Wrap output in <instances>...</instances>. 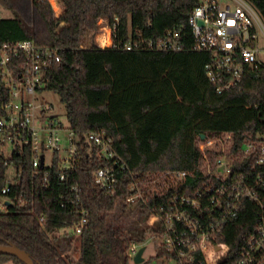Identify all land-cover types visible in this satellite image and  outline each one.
<instances>
[{
  "label": "trees",
  "instance_id": "obj_1",
  "mask_svg": "<svg viewBox=\"0 0 264 264\" xmlns=\"http://www.w3.org/2000/svg\"><path fill=\"white\" fill-rule=\"evenodd\" d=\"M249 1L264 19V0ZM59 2L63 11L56 18L48 0H0V7L12 15L0 16V42L35 40L57 48L61 62L45 75L42 91L60 97L72 129L82 134L105 130L129 171L117 168V186L106 193L95 187L93 175L113 162L101 160L98 149L90 144L81 147L80 167L64 180L57 154L53 166L41 168L36 176L31 148L17 147L12 162L21 173L9 195L19 200L8 213L0 214V245L15 244L29 252L36 264H128L132 243L145 245L146 237L143 228L135 235L126 231L123 220L135 210L140 219L165 207L172 196L193 193L203 185L199 148L203 135L233 133L239 148L246 139L264 134L260 122L264 118V65L245 76L241 89L218 95L205 73L210 55L191 49L189 17L199 0ZM101 20L109 25L118 21L114 47H86ZM173 30L181 31L184 51L143 49L145 40H160ZM129 43L141 48L127 51ZM4 161L0 160V192L7 183ZM251 164L250 159L240 160L235 168L249 172ZM174 171L194 176L171 188L157 181ZM256 172L264 176V166H257ZM131 176L141 182L149 197L147 208L126 203ZM75 186L90 213V224L79 236L78 261L53 244L57 232L72 229L79 219L74 207H62L75 197ZM40 216L46 220L43 226ZM254 222V210L246 212L222 240L237 245ZM167 255L164 249L160 256ZM10 260L23 264L13 256L0 255V264Z\"/></svg>",
  "mask_w": 264,
  "mask_h": 264
},
{
  "label": "built area",
  "instance_id": "obj_2",
  "mask_svg": "<svg viewBox=\"0 0 264 264\" xmlns=\"http://www.w3.org/2000/svg\"><path fill=\"white\" fill-rule=\"evenodd\" d=\"M48 1L56 14V7L59 9L60 16L63 10L59 2ZM117 26L115 21L100 27L105 34L98 40V47H114ZM189 26L193 36L191 49L210 55L205 73L218 95L241 89L245 76L264 65L259 46L264 38V19L251 1L199 0L189 17ZM134 48L141 46L126 45L127 51ZM143 49L176 53L184 51L185 45L181 31L173 30L160 40H145ZM60 62L57 48L41 46L35 40L0 42V160L4 159L8 167L7 183L0 192V214L8 213L19 200L9 195L21 173L12 162L17 147L31 148L36 176L41 168L53 166L57 154L60 178L64 180L80 167L81 147L90 144L98 149L101 160L113 162L111 167L100 168L93 175L95 187L106 193L114 192L117 186V168L129 171L105 130L82 134L48 113L52 107L41 98L44 77ZM199 148L202 178L206 179L203 185L193 193L172 196L165 207L150 211L139 224L150 228L154 241L168 252L164 264H264V176L256 172L257 166H264V134L246 139L239 148L233 133L205 136ZM245 159L252 163L250 171L238 172L236 163ZM189 176L194 175L166 172L157 181L171 188L185 183ZM129 190L127 204L148 207L149 197L133 176ZM73 191L75 197L62 203V207H74L79 219L72 229L80 236L90 224V213L82 205L79 186ZM253 210L254 226L241 235L238 244L232 246L223 241L230 226ZM38 220L42 226L46 221L44 216ZM143 246L132 243L128 258L135 257Z\"/></svg>",
  "mask_w": 264,
  "mask_h": 264
},
{
  "label": "rangeland",
  "instance_id": "obj_3",
  "mask_svg": "<svg viewBox=\"0 0 264 264\" xmlns=\"http://www.w3.org/2000/svg\"><path fill=\"white\" fill-rule=\"evenodd\" d=\"M59 2V0H56ZM49 2V1H48ZM60 4V2L58 3ZM61 6V4H60ZM63 10V9H62ZM1 11V17H11L12 15L9 12H5L2 7H0ZM57 14L54 12L56 18L59 16V9L56 7ZM108 25V21L103 20L100 27H106ZM105 34L104 31L98 30V32L95 35H90L87 39V42L85 44L86 47H90L92 44H98V40L103 38V35ZM259 46L261 49L260 53V59L264 63V38H261L259 41ZM43 102L46 103L47 106H51L52 109L48 111L50 115L57 116L66 126L68 125L67 117H66V107L61 102L60 97L50 91H44L42 97ZM63 135V142L66 140V133ZM47 159L49 160L51 157V152L46 153ZM118 211L121 210V206H118ZM121 213V211L119 212ZM129 212H127L128 214ZM139 214L135 211H132V213H129L127 217L123 220V226L126 228V231H133V235L138 234L141 230L139 228L145 229V237H146V252L144 254L145 262L143 264H164V260L160 256L164 249L160 246L159 243H156L153 239L152 230L148 227H145L142 223L144 221V218H138ZM139 226V227H138ZM135 228V229H134ZM137 228V229H136ZM134 229V230H133ZM128 234V232L126 233ZM53 244L56 245L60 250L66 252L65 256L70 257L71 259L78 261L80 257V237L76 235L73 232V229H65L57 232L53 236ZM134 257L129 258L128 264H134L133 262ZM5 264H17L14 260H10L6 262ZM174 264V263H172Z\"/></svg>",
  "mask_w": 264,
  "mask_h": 264
},
{
  "label": "water",
  "instance_id": "obj_4",
  "mask_svg": "<svg viewBox=\"0 0 264 264\" xmlns=\"http://www.w3.org/2000/svg\"><path fill=\"white\" fill-rule=\"evenodd\" d=\"M264 123V118L260 120ZM203 140L205 135L202 136ZM41 164L43 165V157L41 158ZM146 246L139 249L138 253L135 255L133 262L134 264H143L145 262L144 254L146 252ZM0 255H9L17 258L23 264H36L31 254L25 250L20 249L15 244L0 245Z\"/></svg>",
  "mask_w": 264,
  "mask_h": 264
},
{
  "label": "bare ground",
  "instance_id": "obj_5",
  "mask_svg": "<svg viewBox=\"0 0 264 264\" xmlns=\"http://www.w3.org/2000/svg\"><path fill=\"white\" fill-rule=\"evenodd\" d=\"M58 12V11H57Z\"/></svg>",
  "mask_w": 264,
  "mask_h": 264
}]
</instances>
